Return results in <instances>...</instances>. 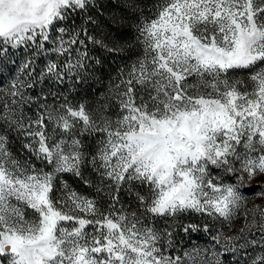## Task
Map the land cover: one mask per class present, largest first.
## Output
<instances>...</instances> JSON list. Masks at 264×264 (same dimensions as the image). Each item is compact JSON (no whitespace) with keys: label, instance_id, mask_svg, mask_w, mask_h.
Returning <instances> with one entry per match:
<instances>
[{"label":"snow or ice","instance_id":"obj_1","mask_svg":"<svg viewBox=\"0 0 264 264\" xmlns=\"http://www.w3.org/2000/svg\"><path fill=\"white\" fill-rule=\"evenodd\" d=\"M116 2L0 0V264H264V0Z\"/></svg>","mask_w":264,"mask_h":264},{"label":"trees","instance_id":"obj_2","mask_svg":"<svg viewBox=\"0 0 264 264\" xmlns=\"http://www.w3.org/2000/svg\"><path fill=\"white\" fill-rule=\"evenodd\" d=\"M138 2L142 6L147 4L150 9L153 0H138ZM97 3L99 5V11L98 13H94V15L97 17L99 30H94L93 34L100 35L102 33H107L109 35V39H115L121 42L133 40L135 36L134 30L127 26V22H125L123 26L117 23L121 16H126L127 13L117 4L116 0H97ZM145 12L147 14L148 9H146ZM89 47L91 48L92 46L89 45ZM91 55L99 57L102 60V64L95 66V78L90 79L86 84L76 85V91L73 92L70 97L74 102L87 101L90 108L92 107L90 101L98 98L97 96H101L102 93L107 91L109 78L114 77L118 68L128 62V57L126 56H113L101 49H95ZM68 179L72 180L70 177ZM255 191L256 190L253 189L250 194H254Z\"/></svg>","mask_w":264,"mask_h":264},{"label":"rangeland","instance_id":"obj_3","mask_svg":"<svg viewBox=\"0 0 264 264\" xmlns=\"http://www.w3.org/2000/svg\"><path fill=\"white\" fill-rule=\"evenodd\" d=\"M97 97L99 98L100 96H97ZM98 98H95V99H93L92 101H90V104L92 105V107L95 106V104H96ZM88 104H89V103H88ZM86 175H88V173H86ZM69 177L72 178V180H69V179H68ZM92 178L94 179V176H93ZM65 179H67V180H68V183H69L73 188H75L77 191L82 192V193H84V194H89V193L91 192L90 189L86 188V187H85V186H84L79 180H77L76 178L71 177V176H66ZM262 181H264V176L259 177L258 180L253 181L252 183L257 184V183L262 182ZM255 190L257 191L258 189H255ZM249 195H252V194L249 193ZM122 198L125 200V202H127V200H128L127 197H122ZM253 202L256 203V204H260L261 200L250 201V202H249V207L251 206V204H252ZM261 203H262V202H261ZM193 239H194V242H197V243H200V244H203V243L206 242L205 239L202 238V237H201V238H198V239H197L196 237H194Z\"/></svg>","mask_w":264,"mask_h":264}]
</instances>
